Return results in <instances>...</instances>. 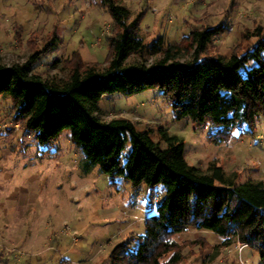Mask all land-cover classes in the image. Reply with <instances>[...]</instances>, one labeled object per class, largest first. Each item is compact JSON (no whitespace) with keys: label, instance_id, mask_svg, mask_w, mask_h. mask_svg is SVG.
<instances>
[{"label":"rangeland","instance_id":"374dc122","mask_svg":"<svg viewBox=\"0 0 264 264\" xmlns=\"http://www.w3.org/2000/svg\"><path fill=\"white\" fill-rule=\"evenodd\" d=\"M121 3L132 15L142 13L140 36L146 43L157 37L177 43L193 29L222 26L209 52L228 57L237 46L243 50L254 45L258 28L264 32V0ZM111 27V16L99 0H0V53L7 66L27 60L31 40L36 39L39 49L57 36L59 41L33 68L44 78H65L63 63L76 52L84 63L106 65L110 51L105 38ZM254 65L250 62L247 68ZM98 107L103 121L128 119L137 130H148L162 148L157 130L165 129L184 142L188 164L202 171L214 162L227 175L235 174L238 184L264 183L262 117L256 119L254 133L242 125L228 141L213 145L211 128L194 127L188 118L176 120L157 89L108 95ZM82 163L69 132L50 148L40 146L33 134L13 122L11 101L0 96V264H107L115 245L144 232L163 186L133 188L123 178L105 176L97 166L85 173ZM173 239L181 247L179 264L259 263L251 249L237 252V242L220 248L223 239L210 232L188 230Z\"/></svg>","mask_w":264,"mask_h":264},{"label":"trees","instance_id":"16d2710c","mask_svg":"<svg viewBox=\"0 0 264 264\" xmlns=\"http://www.w3.org/2000/svg\"><path fill=\"white\" fill-rule=\"evenodd\" d=\"M99 1L112 19L106 65L84 63L76 52L63 63L65 78H44L33 68L59 41L55 34L39 49L31 40V54L22 64L7 66L0 53V96L10 99L13 122L42 147L50 148L69 132L85 173L97 166L133 188L163 186L144 232L115 245L107 264H179L181 247L173 238L188 230L219 236L220 248L245 244L264 264L262 181L238 184L235 174L227 175L214 162L202 171L188 164L178 137L159 128L162 148L148 130H137L128 119L103 121L98 107L108 95L157 89L176 120L209 126L213 145L228 141L242 125L254 133L256 119H264V32L258 28L254 45L237 46L228 57L209 52L222 26L193 29L177 43L162 37L146 43L140 36L141 12L132 15L121 0ZM250 62L255 65L247 68Z\"/></svg>","mask_w":264,"mask_h":264},{"label":"built area","instance_id":"2783aa9c","mask_svg":"<svg viewBox=\"0 0 264 264\" xmlns=\"http://www.w3.org/2000/svg\"><path fill=\"white\" fill-rule=\"evenodd\" d=\"M152 11H153V13L157 12V11H155V9H152ZM96 41L99 42V37L96 38ZM244 248H246V245L242 244V243H238L236 246L237 252H239V253H241ZM237 264H245V263L240 260Z\"/></svg>","mask_w":264,"mask_h":264}]
</instances>
